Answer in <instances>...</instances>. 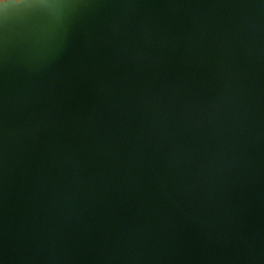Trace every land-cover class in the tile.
Returning <instances> with one entry per match:
<instances>
[{
  "label": "water",
  "instance_id": "water-1",
  "mask_svg": "<svg viewBox=\"0 0 264 264\" xmlns=\"http://www.w3.org/2000/svg\"><path fill=\"white\" fill-rule=\"evenodd\" d=\"M0 264H264V0H0Z\"/></svg>",
  "mask_w": 264,
  "mask_h": 264
}]
</instances>
